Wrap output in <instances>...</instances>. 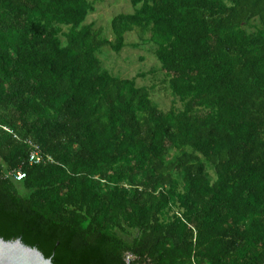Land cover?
<instances>
[{"label": "trees", "instance_id": "obj_1", "mask_svg": "<svg viewBox=\"0 0 264 264\" xmlns=\"http://www.w3.org/2000/svg\"><path fill=\"white\" fill-rule=\"evenodd\" d=\"M131 4L110 39L90 0H0V237L53 264H264V0ZM128 33L180 108L104 68Z\"/></svg>", "mask_w": 264, "mask_h": 264}, {"label": "rangeland", "instance_id": "obj_2", "mask_svg": "<svg viewBox=\"0 0 264 264\" xmlns=\"http://www.w3.org/2000/svg\"><path fill=\"white\" fill-rule=\"evenodd\" d=\"M94 3V11L89 15L86 24L94 23L96 28H105V34L112 39L111 22L120 14H132L134 12L131 0H90ZM127 46L120 54L112 52L110 48H104L98 56L104 68L113 75L122 78H135L139 74H145L138 78L139 86L155 87L153 98L164 111H169L176 102L178 108L181 104L175 99L165 83V76L161 71V64L155 56V46L151 43H142L135 33L126 34ZM138 44V48H134Z\"/></svg>", "mask_w": 264, "mask_h": 264}, {"label": "water", "instance_id": "obj_3", "mask_svg": "<svg viewBox=\"0 0 264 264\" xmlns=\"http://www.w3.org/2000/svg\"><path fill=\"white\" fill-rule=\"evenodd\" d=\"M0 264H53L38 249L23 244L20 240L5 241L0 237Z\"/></svg>", "mask_w": 264, "mask_h": 264}, {"label": "built area", "instance_id": "obj_4", "mask_svg": "<svg viewBox=\"0 0 264 264\" xmlns=\"http://www.w3.org/2000/svg\"><path fill=\"white\" fill-rule=\"evenodd\" d=\"M5 130L11 132L8 128H5ZM28 144L31 146L28 160L30 165H39L52 160L50 157H47L43 154L40 146L33 143L32 141H28ZM6 175L14 177V179L17 181H22L26 177V173L22 169L11 171ZM126 260L128 263H130L131 261H134L135 258L132 255H127Z\"/></svg>", "mask_w": 264, "mask_h": 264}]
</instances>
